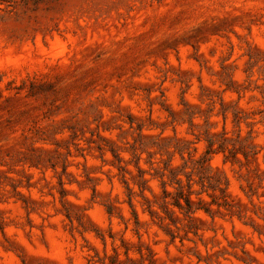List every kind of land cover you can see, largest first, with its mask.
<instances>
[{
	"label": "rangeland",
	"instance_id": "obj_1",
	"mask_svg": "<svg viewBox=\"0 0 264 264\" xmlns=\"http://www.w3.org/2000/svg\"><path fill=\"white\" fill-rule=\"evenodd\" d=\"M0 264H264V0H0Z\"/></svg>",
	"mask_w": 264,
	"mask_h": 264
},
{
	"label": "trees",
	"instance_id": "obj_2",
	"mask_svg": "<svg viewBox=\"0 0 264 264\" xmlns=\"http://www.w3.org/2000/svg\"><path fill=\"white\" fill-rule=\"evenodd\" d=\"M212 145H213L212 144V140H208V147H207V149L205 151L206 155H209L211 153H215L216 152V150L212 148ZM186 202H187V204L190 203L188 199H186Z\"/></svg>",
	"mask_w": 264,
	"mask_h": 264
}]
</instances>
